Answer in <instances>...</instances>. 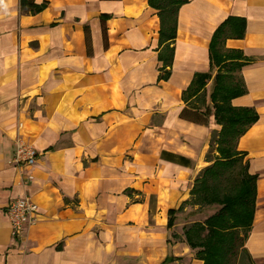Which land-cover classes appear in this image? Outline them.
Listing matches in <instances>:
<instances>
[{"label":"crops","instance_id":"crops-1","mask_svg":"<svg viewBox=\"0 0 264 264\" xmlns=\"http://www.w3.org/2000/svg\"><path fill=\"white\" fill-rule=\"evenodd\" d=\"M32 1L0 0V264H202L167 220L211 163L219 125L179 113L211 106L209 47L228 18L243 24L224 38L244 87L230 104L256 114L236 142L255 176L243 248L264 264V0H186L168 40L148 0ZM15 137L32 167L12 163ZM24 195L37 221L14 239L5 209Z\"/></svg>","mask_w":264,"mask_h":264},{"label":"trees","instance_id":"trees-1","mask_svg":"<svg viewBox=\"0 0 264 264\" xmlns=\"http://www.w3.org/2000/svg\"><path fill=\"white\" fill-rule=\"evenodd\" d=\"M184 2L186 0H148L149 6L156 10L160 19L161 40L174 37L176 13L179 6ZM20 7L23 10L28 9L39 12L43 4H36L32 0H20ZM242 29L243 24L238 18H228L216 30L209 47L212 64L217 39L226 38L234 33L240 35ZM167 48L166 45L165 49ZM162 59L167 66L170 64L169 48ZM163 77L164 75L161 74V78ZM219 79H227L228 83L219 82ZM202 84L203 81L199 85ZM243 92L244 87L241 81L237 83L229 75L220 78L218 74H215L210 94L212 114L209 112V107L204 108L202 111L184 107L179 113L180 118L199 124H206L209 115H212L215 123L220 126L216 136L211 138V141L217 144L219 157L209 160L206 155V159L211 163L200 171L189 192V194L199 193L200 201L203 203L221 205L219 210L206 217L203 223L198 224L195 222L185 230L188 233L187 238L190 247H193V243L199 245L200 250L196 252V255L198 259L202 260V264H230L229 257L235 254L233 247L236 239L235 230L239 228L247 229L244 234V238H246L251 226L252 214L255 208V176L247 173L246 162L242 163L243 173L240 175L237 182L238 186H235V191L232 194L229 192L221 193L218 183L220 180L227 179V173L237 160H243L242 155L236 151V142L256 118L255 112L249 108L231 106V98ZM211 145L209 143L210 148ZM181 161L186 160L181 158ZM184 202L186 201H183L178 208L168 211V229L172 228V218ZM201 230L206 231L202 238L198 236ZM238 264H251L243 245Z\"/></svg>","mask_w":264,"mask_h":264},{"label":"rangeland","instance_id":"rangeland-1","mask_svg":"<svg viewBox=\"0 0 264 264\" xmlns=\"http://www.w3.org/2000/svg\"><path fill=\"white\" fill-rule=\"evenodd\" d=\"M218 41L215 44L214 49V61H213V77L215 74L219 75L220 78L226 75L231 76L234 81H237V83H240L239 77H237V68L239 65V62L237 61V57L232 52L228 51L224 47V38L223 39H217ZM226 82L228 83L227 79H219V82ZM209 107V112L212 114V107ZM204 108V107H203ZM212 116V115H210ZM209 119V118H208ZM220 127V126H219ZM219 129V128H218ZM217 129H211L210 131V142L211 148L209 147V150L207 152L208 159H216L219 157L218 151H217V144H215L213 141H211V138H214L216 136ZM243 160L239 159L235 162L234 166L230 168L229 172L227 173L228 177L226 180H220L219 183V189H221V193L223 192H229L232 194L235 191V186H238V179L240 178V175L243 173L242 168ZM226 188V190H225ZM220 194V190H219ZM199 193L190 194L186 200V202L183 203L182 207L174 214L172 218V228L170 230V238L174 241H181L186 243L189 247V239L187 238L188 233L185 232L189 227L192 226L193 223L201 224L205 220L206 217L210 216L211 214H214L219 210L221 207L220 204H206L200 201ZM247 229L245 228H239L238 230H235V242H234V249L235 254L231 255L229 257V263L230 264H238V258L240 255V251L242 249V245L244 242V234ZM206 231L201 230L198 233V236L202 238L205 235ZM192 254L194 257H198L196 255V252L200 250V247L197 243H193V247L191 248ZM177 260H181V258H177ZM185 262L186 260L183 259Z\"/></svg>","mask_w":264,"mask_h":264},{"label":"built area","instance_id":"built-area-1","mask_svg":"<svg viewBox=\"0 0 264 264\" xmlns=\"http://www.w3.org/2000/svg\"><path fill=\"white\" fill-rule=\"evenodd\" d=\"M13 145L12 163L24 168L32 167L37 159L34 147L20 137H15ZM26 177L30 179L31 175L27 174ZM5 214L10 225L11 236L19 239L25 230L37 221V204L28 195L16 197L7 203Z\"/></svg>","mask_w":264,"mask_h":264}]
</instances>
